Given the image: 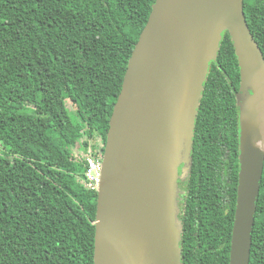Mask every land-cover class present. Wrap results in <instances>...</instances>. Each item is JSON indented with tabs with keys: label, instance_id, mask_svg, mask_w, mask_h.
I'll use <instances>...</instances> for the list:
<instances>
[{
	"label": "trees",
	"instance_id": "16d2710c",
	"mask_svg": "<svg viewBox=\"0 0 264 264\" xmlns=\"http://www.w3.org/2000/svg\"><path fill=\"white\" fill-rule=\"evenodd\" d=\"M155 0H0V264H93L95 190L82 151L105 143ZM264 56V0H243ZM240 72L222 33L180 183V264H228L239 172ZM68 104L72 106L69 107ZM249 264H264V167Z\"/></svg>",
	"mask_w": 264,
	"mask_h": 264
},
{
	"label": "water",
	"instance_id": "95a60500",
	"mask_svg": "<svg viewBox=\"0 0 264 264\" xmlns=\"http://www.w3.org/2000/svg\"><path fill=\"white\" fill-rule=\"evenodd\" d=\"M224 31L240 72L239 172L228 264H249L264 167V56L243 0L153 2L103 145L93 264H180L178 180L190 167L203 83Z\"/></svg>",
	"mask_w": 264,
	"mask_h": 264
},
{
	"label": "built area",
	"instance_id": "2783aa9c",
	"mask_svg": "<svg viewBox=\"0 0 264 264\" xmlns=\"http://www.w3.org/2000/svg\"><path fill=\"white\" fill-rule=\"evenodd\" d=\"M1 151L2 146L0 145ZM82 155L85 158V168L80 182L87 188L96 191L101 177L102 142L99 141L93 147L89 146L87 149H84Z\"/></svg>",
	"mask_w": 264,
	"mask_h": 264
},
{
	"label": "flooded vegetation",
	"instance_id": "af4514ba",
	"mask_svg": "<svg viewBox=\"0 0 264 264\" xmlns=\"http://www.w3.org/2000/svg\"><path fill=\"white\" fill-rule=\"evenodd\" d=\"M182 165H183V163H181L179 167L182 168ZM185 178H186V177H185ZM185 178H184V179H179V180H178V188H179V192H178V208H179V209H180V202H179V199H180V193L183 192V188H181L180 183H181V182H184Z\"/></svg>",
	"mask_w": 264,
	"mask_h": 264
},
{
	"label": "rangeland",
	"instance_id": "374dc122",
	"mask_svg": "<svg viewBox=\"0 0 264 264\" xmlns=\"http://www.w3.org/2000/svg\"><path fill=\"white\" fill-rule=\"evenodd\" d=\"M69 107L72 108V106L70 104H68ZM179 172L181 173V168L179 167Z\"/></svg>",
	"mask_w": 264,
	"mask_h": 264
}]
</instances>
